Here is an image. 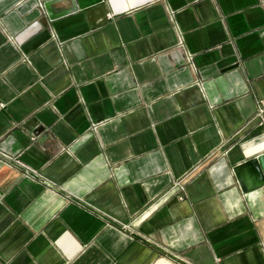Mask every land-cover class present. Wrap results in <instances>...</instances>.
I'll return each instance as SVG.
<instances>
[{
	"label": "crops",
	"instance_id": "crops-1",
	"mask_svg": "<svg viewBox=\"0 0 264 264\" xmlns=\"http://www.w3.org/2000/svg\"><path fill=\"white\" fill-rule=\"evenodd\" d=\"M261 101L264 0H0V264H264Z\"/></svg>",
	"mask_w": 264,
	"mask_h": 264
},
{
	"label": "water",
	"instance_id": "water-1",
	"mask_svg": "<svg viewBox=\"0 0 264 264\" xmlns=\"http://www.w3.org/2000/svg\"><path fill=\"white\" fill-rule=\"evenodd\" d=\"M72 2V9L78 10V9H85L94 5H97L102 2V0H71ZM50 2L44 3V8L47 12V16L50 20L57 19L59 17H63L64 15H67L71 11H63L60 13H53L50 10ZM255 162V172H256V185L260 188H263L264 190V152L257 155L255 159L253 160Z\"/></svg>",
	"mask_w": 264,
	"mask_h": 264
},
{
	"label": "built area",
	"instance_id": "built-area-1",
	"mask_svg": "<svg viewBox=\"0 0 264 264\" xmlns=\"http://www.w3.org/2000/svg\"><path fill=\"white\" fill-rule=\"evenodd\" d=\"M178 44H177V47L179 48H182L183 47V44H182V41L180 38H178ZM1 107H3V105H1ZM257 117L260 118L261 120V124H264V101H261L260 104H259V108L257 110V114H256ZM7 158L11 159L9 156H6ZM15 162V161H14ZM19 163V162H17ZM184 183L182 181H178L174 184V188H177L179 191H184L185 187H184ZM181 199V198H180Z\"/></svg>",
	"mask_w": 264,
	"mask_h": 264
}]
</instances>
